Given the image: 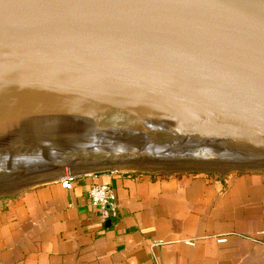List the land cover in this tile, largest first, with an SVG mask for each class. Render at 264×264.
I'll list each match as a JSON object with an SVG mask.
<instances>
[{"label":"water","instance_id":"water-1","mask_svg":"<svg viewBox=\"0 0 264 264\" xmlns=\"http://www.w3.org/2000/svg\"><path fill=\"white\" fill-rule=\"evenodd\" d=\"M128 170L264 172V0H0V197Z\"/></svg>","mask_w":264,"mask_h":264},{"label":"crops","instance_id":"crops-1","mask_svg":"<svg viewBox=\"0 0 264 264\" xmlns=\"http://www.w3.org/2000/svg\"><path fill=\"white\" fill-rule=\"evenodd\" d=\"M101 183L120 202L109 226ZM0 264H264V172L108 171L1 197Z\"/></svg>","mask_w":264,"mask_h":264},{"label":"built area","instance_id":"built-area-1","mask_svg":"<svg viewBox=\"0 0 264 264\" xmlns=\"http://www.w3.org/2000/svg\"><path fill=\"white\" fill-rule=\"evenodd\" d=\"M96 175L98 173H90L87 175ZM86 175H73L61 177L59 183L64 189H72L77 178ZM89 199L91 205L97 210L103 223L118 220L120 217V202L116 190L110 184L101 183L94 184L89 191ZM224 242L225 239H221Z\"/></svg>","mask_w":264,"mask_h":264},{"label":"rangeland","instance_id":"rangeland-1","mask_svg":"<svg viewBox=\"0 0 264 264\" xmlns=\"http://www.w3.org/2000/svg\"><path fill=\"white\" fill-rule=\"evenodd\" d=\"M130 173H131V171H129ZM128 172V173H129ZM132 173H135V172H132ZM142 173H146V172H142ZM177 173H179V172H177ZM194 173H204V172H194ZM206 173H210V174H214V175H220V176H224V177H227V176H229V175H231V174H240V173H245V172H239V171H236V172H229V173H226V174H222V173H218V172H206ZM158 174H162V175H172V174H174V173H158ZM5 196H8V195H5ZM1 197H4V196H1ZM0 197V198H1Z\"/></svg>","mask_w":264,"mask_h":264},{"label":"bare ground","instance_id":"bare-ground-1","mask_svg":"<svg viewBox=\"0 0 264 264\" xmlns=\"http://www.w3.org/2000/svg\"><path fill=\"white\" fill-rule=\"evenodd\" d=\"M123 172H129V170L128 171H123ZM28 189V188H27ZM24 190H26V189H24ZM23 191V190H22Z\"/></svg>","mask_w":264,"mask_h":264}]
</instances>
